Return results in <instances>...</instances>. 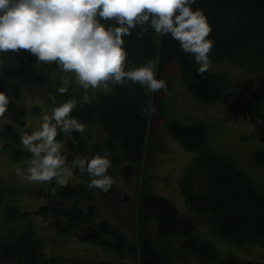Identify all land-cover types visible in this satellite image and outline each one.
I'll return each mask as SVG.
<instances>
[{
    "label": "trees",
    "instance_id": "obj_1",
    "mask_svg": "<svg viewBox=\"0 0 264 264\" xmlns=\"http://www.w3.org/2000/svg\"><path fill=\"white\" fill-rule=\"evenodd\" d=\"M202 9L212 25L211 39L215 41L212 57L220 61L235 63L240 67L252 66L257 73L264 71V0H196L193 9ZM125 37V47L129 53V66L145 63L149 59L159 58L157 78L162 77L164 62L177 63L181 75L187 83L189 94L199 101L215 102L226 94L225 78L220 72L208 70L197 74L198 65L194 58L184 53L178 42L170 35L160 36L149 30L142 39L136 32ZM1 56V55H0ZM5 63L0 66L2 91L13 98H19L23 87H37L49 92L51 81L44 69V64L37 65L36 58L27 52L14 54L10 58H0ZM224 61V63H225ZM59 69L54 63L50 65ZM241 69V68H240ZM225 81H224V80ZM56 85L57 101L68 98L80 99L84 93L73 94L70 89L60 95ZM159 93V92H157ZM156 93V94H157ZM97 99H91L90 105L78 106L72 115L84 124L95 122L103 129L104 136L100 146L103 150L117 151L129 164H138L149 148L148 114L142 113V106L149 102L140 85L123 87L109 86L108 91L98 93ZM157 98V97H156ZM51 101V99H49ZM155 98L153 99V106ZM254 112L264 128V92L254 100ZM13 117L6 116L0 126L1 149L11 158L31 160L30 153L21 147V125L25 115L24 108L14 101ZM151 118H157L158 108ZM254 116V118H255ZM166 131L175 137L188 150L198 151L194 164L204 177L203 193H194L190 183L184 177L181 189L187 206L197 212H207V222L220 236L237 243L261 240L264 242V195L249 179L247 174L234 163L222 159L216 151L207 147V136L200 123L183 125L168 121ZM73 140L74 151L80 155L86 151V138L81 133L73 132L71 136L61 134L57 137ZM75 153V154H77ZM258 154H261L258 152ZM111 160H116L112 157ZM264 156L257 158L262 162ZM77 173V171H74ZM73 174V175H74ZM70 181V180H69ZM72 181H75V179ZM83 184L68 183L66 187L57 188L55 181L39 186L35 194L43 198L34 212L46 218L50 226L60 233L71 234L76 239L97 242L101 246L114 248L119 254L137 253L138 264H176L170 246H161L157 252L151 244V235L146 227L152 226L157 237L165 240L174 239L177 250L190 253L197 258V264H215V248L209 241L196 236H188L193 229L190 216L180 215L174 204L141 186L138 190L136 206L137 243L136 245L115 224L107 219L94 220L95 207L89 200L87 187ZM88 200V201H87ZM2 187L0 186V205ZM86 203V204H85ZM6 219L14 220L26 212H19L14 206H5ZM183 237V239L181 238ZM173 246V245H172ZM182 257V256H181ZM185 258V257H184ZM1 264H65L49 259L40 241L34 237L30 228L21 231L15 239H0ZM70 264H110L105 261L84 263L73 260ZM195 264V263H194ZM217 264H260L245 262L236 257L219 260Z\"/></svg>",
    "mask_w": 264,
    "mask_h": 264
},
{
    "label": "rangeland",
    "instance_id": "obj_2",
    "mask_svg": "<svg viewBox=\"0 0 264 264\" xmlns=\"http://www.w3.org/2000/svg\"><path fill=\"white\" fill-rule=\"evenodd\" d=\"M0 58H10L14 54L0 53ZM158 57V56H157ZM156 57V58H157ZM211 64L208 70L220 72L225 78L226 94L215 102H203L192 97L187 90L185 78L181 75L177 63L173 60L164 62L162 65V77L167 81L168 92H159L152 96L155 98L154 107H157V118L148 117L149 148L143 159L138 164H129L117 151L103 150L101 145L104 132L100 125L95 122L85 124V131L81 134L86 138V151L83 156L91 157L96 153L106 155L111 160L112 166L108 169L115 183L107 192L89 188L87 174L77 173L69 179L70 183L83 184L80 189L87 187L86 193L90 195L95 207L94 220L107 219L123 231L131 241L137 243V223L135 220L138 190L140 185L145 189L170 200L180 215L190 216L193 220V229L186 237L196 236L210 242L215 248V259L225 260L228 257H236L245 262L264 264V242L261 240L237 243L232 239L218 235L208 224L207 212H197L187 206L185 196L181 189V181L184 177L190 183L192 192L203 193L204 177L194 160L198 154L196 150H188L180 142L170 135L166 129V123L170 120L183 125L200 123L206 132L207 147L216 151L224 160L234 163L240 170L245 172L249 179L264 195V160L257 162L256 159L264 156V128H260L248 116L236 111L230 104L235 97H239L238 91L251 88L257 93L256 100L261 91H264V71L257 73L258 69L252 66L240 67L228 61H216L210 54ZM225 61V63H224ZM51 65V64H50ZM44 64L51 81L49 92L37 87H23L19 98H13L24 108V118L21 125V137L25 130H38L42 122V116L52 106L51 96L57 99L56 85L61 84L63 79L74 81V73H63L60 69ZM142 88V87H141ZM4 85L0 82V91ZM73 94L84 93L78 85L72 83L69 87ZM145 91V89L142 88ZM108 88L88 89L91 99H97L98 93L106 92ZM8 94V92H7ZM9 95V94H8ZM157 97V98H156ZM251 106V116L257 115ZM256 110V109H255ZM15 108L9 105L8 112L0 117V126L6 116L13 117ZM255 122H259L255 116ZM67 150L69 162L78 153L74 151L75 145L69 138L61 139ZM21 147L25 149L21 143ZM26 150V149H25ZM261 153V154H258ZM77 153V154H75ZM30 165L28 159H14L1 149L0 139V186L2 187V203L0 205V239H15L26 228H30L34 237L40 241V245L49 259L57 262L70 264L73 260L84 263L98 261L110 264H138L137 253L122 252L119 254L114 248L101 246L97 242L76 239L71 234L60 233L55 227L50 226L48 220L34 212L43 198L35 194V190L43 183L27 182L16 174V170L22 172ZM26 174V172H25ZM72 179L75 181H72ZM49 182L44 183L47 185ZM89 192V193H88ZM88 201V200H87ZM86 204V203H85ZM5 206H14L24 215L14 219H6ZM146 233L151 235V244L157 252H161V246H170L176 264H197L198 260L190 253L177 250L174 246L176 240L157 237L152 226L146 227ZM183 239V237H181ZM174 240V242H173ZM173 245V246H172ZM182 256V257H181ZM185 257V258H184ZM1 264V263H0Z\"/></svg>",
    "mask_w": 264,
    "mask_h": 264
},
{
    "label": "clouds",
    "instance_id": "obj_3",
    "mask_svg": "<svg viewBox=\"0 0 264 264\" xmlns=\"http://www.w3.org/2000/svg\"><path fill=\"white\" fill-rule=\"evenodd\" d=\"M196 0H0V53L27 52L36 64H55L63 73H74V81L63 79L57 89L68 92L72 83L84 90L80 99L58 102L42 116L38 130H25L23 147L30 153V165L16 174L24 181H55L57 188L66 187L74 171L87 174L89 188L107 193L115 183L108 175L111 160L100 153L91 157L77 154L71 162L61 134H83L85 124L72 113L92 103L88 89L140 85L145 94L168 92L167 81L157 78L159 58L129 66L125 37L136 32L142 39L151 30L160 36L170 35L181 50L194 58L197 74L207 72L215 41L210 38L212 25L202 9H193ZM5 63L0 59V66ZM12 103L10 95L0 91V117ZM152 101L142 106L151 115ZM26 172V174H25Z\"/></svg>",
    "mask_w": 264,
    "mask_h": 264
},
{
    "label": "flooded vegetation",
    "instance_id": "obj_4",
    "mask_svg": "<svg viewBox=\"0 0 264 264\" xmlns=\"http://www.w3.org/2000/svg\"><path fill=\"white\" fill-rule=\"evenodd\" d=\"M247 87H245L243 90L238 91L239 97H235V99L233 100V102H230L231 106L238 112H241L242 115L248 116L250 118V121L255 120L253 116H251L250 112H251V106L252 108H254V100L257 96V93L251 88H249V90L246 89ZM264 91H261V93H263ZM262 127V125H260V128Z\"/></svg>",
    "mask_w": 264,
    "mask_h": 264
}]
</instances>
